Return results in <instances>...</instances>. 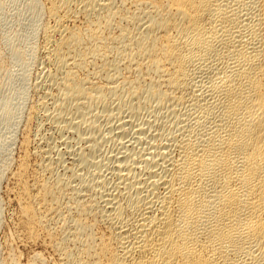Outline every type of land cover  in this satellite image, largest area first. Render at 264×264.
Masks as SVG:
<instances>
[{"label": "bare ground", "instance_id": "6f19581e", "mask_svg": "<svg viewBox=\"0 0 264 264\" xmlns=\"http://www.w3.org/2000/svg\"><path fill=\"white\" fill-rule=\"evenodd\" d=\"M25 4L4 43L40 65L27 127L42 111L63 148L40 143L33 178L21 160L15 235L46 234L60 264H264V0ZM3 67L12 130L31 81L5 91L17 69Z\"/></svg>", "mask_w": 264, "mask_h": 264}, {"label": "rangeland", "instance_id": "374dc122", "mask_svg": "<svg viewBox=\"0 0 264 264\" xmlns=\"http://www.w3.org/2000/svg\"><path fill=\"white\" fill-rule=\"evenodd\" d=\"M15 1H17V2H15ZM19 1L20 0H0V48L3 46L0 50L2 51V49L3 50L5 49L7 51V52H4L5 50L2 51L5 54L0 51L1 52L0 53V55H1L0 61L1 60H2L1 62H4L5 61L4 63H6V64L9 63V65L8 64L7 65L9 67H11L12 69H10L4 63L0 64V68H2V66H4L5 68L7 67L9 69H7V68L6 69L7 70H10L11 73H12V71L14 72L15 69H17L15 71V73H12L14 75L17 74V77L15 76L16 78L14 77L13 80L8 81L9 83L10 82L11 83L14 82V84L17 85V83H18L17 80L19 79L20 83H19V86L18 85L16 86L17 88L21 86L20 84H22V82H21V81H23L22 79H24L26 81L27 80L31 81L30 83L29 82L28 83H25L26 81H23L27 85V88L25 87L26 88V94H27L26 95L27 96L26 97L27 103H25L26 101H24V103L26 105L23 103L24 104L23 106H24L25 109L24 108L22 109V116H21V119L19 118L17 120L19 122L16 123V127H13L12 130L11 129H9V130L8 129H5L6 131L4 129H1L0 128V141H2V138L3 137L4 138L5 137L7 138L9 135L12 136V138H11V136L8 137V138L11 139V141L9 142V145L7 146L8 149L6 148L5 155H7V156H0V169L2 168L0 171H2V173H3V176H2L3 178H1V180H0L1 181L0 182V257H1L0 259L1 260H6V259L8 260L9 259V255H13L14 257H16V258L19 259V261L17 260V263L18 264H35V263H38L40 261V259L38 260L34 256V253L36 252V253H39V254L41 253V256H43L42 261L43 260L45 261V262H43L44 264H54V263L55 264H60V262L58 261L59 260L58 253L55 252V250L52 247H50L51 245H50V243L48 241L49 239L46 236V234H41L42 236H40V238L38 240H36V241H34V240L33 241L32 240L29 241L27 239L24 240L23 238L19 239V237L16 236L17 235V233H16L17 231L16 232L14 231V230H18V223H17L18 222V219L17 218L19 216V214H18L19 213V208H18V205H16V201H15L16 199H14V198H16L17 193H18V191H17L18 190V187H17L18 186V184H17L18 183L17 182L18 181V178L16 176L17 173H15V172L16 171L18 172V170L20 168V165L19 164H20L21 160L24 159L25 157H27L26 165H28L27 168L29 169L28 171L30 172V173L27 172V177L33 178V176L35 177L36 174H38L39 172L42 171V168L41 167H42L43 164L41 165V163L44 162V160H42V159H44L45 156L42 155L38 151V148H37L40 145V143H44L46 146H48L46 143H48L49 141H51V143L49 142L48 144H51L52 145V143H53V145L57 146L59 149L63 148V145H61L62 144V140H63L62 139L63 136L60 133L56 132L53 129V127L51 125L52 123L49 120L48 121L50 123L47 121V119L44 117L42 111H41V113H39L36 116V119L35 120H37V121H34V124H36V125H34L33 123H30V125L28 126L29 128H28L27 127V124H26V118H25L26 116L25 115L30 111V109L32 108V105L33 106H35V105L37 106L39 104L38 101H40L39 99H41L42 92L40 90H37L36 91L33 88V86H32L34 84V82L36 81L35 79H37L40 65H38V64H36L34 62L32 64L29 63L30 66H29V64L22 65L21 63L19 65L18 62L13 61V60L11 61L10 59H13L12 55L10 54L11 51L6 46V43H4L5 42V39H6V36L9 35L10 33H12L14 31V29L15 30H19V31L21 29V31H22V30L25 29L24 27H26L25 26L26 23L24 25L20 24L22 26L21 27L17 23L16 20L18 18L17 15H19V13H17V12H20L21 10L24 9V8H22V5L25 7V5H26L25 2L27 3L28 0H21L20 2ZM41 1H43V0H41ZM17 6H19L18 7L19 9L17 8ZM13 10L14 11L16 10V11L14 12ZM12 12H14V16L12 15L13 14ZM12 16H13V18H12ZM44 16H45L44 18H46V19H43V20L45 22H48L47 21L48 20V17H46V14ZM13 19H15V21H13ZM10 21H12V22H10ZM13 22H14V24H13ZM17 24L19 25V28L21 27L20 29H18V25ZM16 26H17V28H16ZM38 36L36 37L35 40H33L34 41L33 42V46H34V44H36V46H38L37 47V50H38V48L40 47V44H41V37H40L41 35H40V33H39ZM4 44H5L6 47L4 46ZM14 45L15 46H18V44H14ZM7 48L9 49L10 52H8ZM2 54H4V57L2 56ZM5 55L8 56V57H6ZM4 58H6L7 60L6 59L4 60ZM14 63H16L17 65L14 64ZM27 65H28V67H27ZM20 66H24L26 68L23 67L24 68L23 69ZM13 67H14V69H13ZM22 69H23L24 72L22 71L21 73H19ZM25 71H27V72L25 73ZM28 71H29V74L30 75L28 74ZM18 73L20 75L22 73L23 74L25 73L26 76H24V78H22ZM4 78L5 77H3V76L1 77L2 81L4 80ZM8 82H7V84H8ZM11 83L9 85H7V86L5 85L4 88L2 87L3 90L6 89V88H9L10 85H11V88L10 89H7L5 91H8V90L10 91V90L16 89V88H13V84H11ZM28 86H30V87H28ZM5 93H7V92H5ZM24 123H25V125H24ZM30 128H32V130ZM24 129H26L27 131L24 130ZM28 129H29V132H28ZM7 130H8V132H11V133H8ZM6 132L8 133V135L6 134ZM28 133H30V134H28ZM25 135H27V136L30 135V137L28 136L29 137V143L32 141L31 144L27 148L24 147V144L22 142L23 139H24L23 137H25ZM39 140H41V141H39ZM40 154H41V156H40ZM52 155L55 156V154H52ZM67 157L68 156L66 155V157L64 158L66 160V162H63L61 164V165L64 164L65 166L64 165L61 166L60 164H54L55 166L52 167V168H55L53 170V172H54L55 175L56 174H59V173H62L64 171V169H65L64 167L70 165V161L71 160H70L69 157L68 158ZM6 161L9 163L8 165L6 164ZM4 164H5V166H4ZM37 164H39V165H37ZM18 166H19V168H18ZM58 167H60V168H58ZM36 168H38L39 171L36 170ZM57 168L60 170V172L58 171ZM4 172H5V175H4ZM32 172H33L34 175L32 174ZM46 174H48V176L50 175L49 172H47ZM28 175H30V176H28ZM44 236H46V237H44ZM8 251L11 254H9ZM7 255H8V257H7ZM34 257H35V259H34ZM2 258H6V259H2ZM42 261H40V262L42 263Z\"/></svg>", "mask_w": 264, "mask_h": 264}]
</instances>
